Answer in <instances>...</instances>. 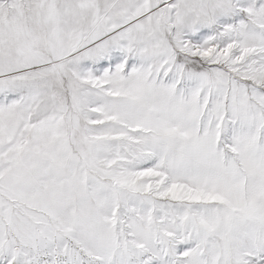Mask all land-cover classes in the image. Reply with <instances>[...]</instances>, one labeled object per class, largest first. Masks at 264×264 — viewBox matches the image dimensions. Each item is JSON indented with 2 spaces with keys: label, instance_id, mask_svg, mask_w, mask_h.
I'll return each mask as SVG.
<instances>
[{
  "label": "snow or ice",
  "instance_id": "6c2138e0",
  "mask_svg": "<svg viewBox=\"0 0 264 264\" xmlns=\"http://www.w3.org/2000/svg\"><path fill=\"white\" fill-rule=\"evenodd\" d=\"M0 264H264V0H0Z\"/></svg>",
  "mask_w": 264,
  "mask_h": 264
}]
</instances>
